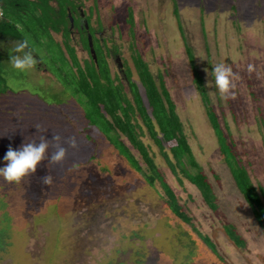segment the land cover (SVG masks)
Returning a JSON list of instances; mask_svg holds the SVG:
<instances>
[{"label": "rangeland", "instance_id": "obj_1", "mask_svg": "<svg viewBox=\"0 0 264 264\" xmlns=\"http://www.w3.org/2000/svg\"><path fill=\"white\" fill-rule=\"evenodd\" d=\"M80 4L83 12L90 10L95 37L108 49L104 55L110 73L119 78L130 101L126 68L143 96L131 59L135 52L155 77L162 76L195 160L212 184L218 209L211 212L189 181L174 176L145 136L155 163L193 226L176 218L159 184L148 186L99 136L96 146L89 144L88 134L81 133L86 124L84 108L63 78L56 77L62 68L51 50H43L44 41H33L38 64L27 74L14 72L9 64L12 42L3 48L6 90L0 94V168L9 147L19 149L40 135L49 141L53 132L65 139L75 136L79 148L69 149L62 165L47 168V161L42 162L35 175L19 185L0 179V264H264V228L257 225L237 190L220 152L222 142L206 115L211 107L264 206V0H85ZM77 34L72 33L69 44L76 58L89 61ZM60 38L54 35L59 44ZM186 46L208 100L193 82ZM218 63L239 73L235 100L221 101L216 93L211 72ZM248 64L256 68L251 75ZM209 82L212 86L206 87ZM37 125L47 131L38 133ZM45 175H51V184L42 183ZM226 225L233 226L243 246L228 240ZM192 227L209 237L220 258Z\"/></svg>", "mask_w": 264, "mask_h": 264}, {"label": "trees", "instance_id": "obj_2", "mask_svg": "<svg viewBox=\"0 0 264 264\" xmlns=\"http://www.w3.org/2000/svg\"><path fill=\"white\" fill-rule=\"evenodd\" d=\"M76 5L78 3L73 0H0V94L6 90L3 48L25 36L30 38L33 48L35 47L32 45L33 41L36 43L44 41L43 50L45 52L47 49L51 50V54H55L58 58L55 60L58 67L62 68L55 74L56 77L63 78L64 86H69L71 94L77 99L76 102L84 108L82 111L86 124L81 133L84 134L85 131L88 134L85 138L89 144L96 146L98 136L107 142L135 172L142 176L148 186L159 184L167 208L184 224L193 226L191 217L166 183L150 153L149 146L143 140L145 136L148 137L171 173L180 180L189 181L199 192L204 205L211 212L216 213L218 207L214 189L195 160L162 76L159 74L155 77L146 62L135 52L131 59L138 83L143 89V96L139 93L137 83L132 81L130 70L126 68L124 80L133 98L130 101L119 78L113 77L110 73L106 56L99 44L100 40L94 34L86 33L85 28L80 29L82 19L72 13ZM174 13L177 15L176 8ZM75 28L78 30L82 46L90 51V60L84 62V67L78 64L73 46L69 44L72 29ZM54 34L62 37L64 48L68 51L72 62L71 66L63 56L60 45L54 40ZM46 42L51 45H46ZM12 47L14 45L9 48ZM186 53L191 64L193 82L200 94L202 93V96L208 100L202 78L188 46ZM201 99L203 100V97ZM136 114L139 119L136 118ZM206 115L216 139L222 142L220 152L237 190L250 208L257 225L264 228V206L260 193L252 184L246 169L237 160L231 148L232 144L227 143L211 107L206 109ZM133 151L141 162L136 159ZM94 159L95 156L91 155L90 161ZM192 229L196 231L194 227ZM196 232L199 240L220 258L209 237ZM224 232L230 242L243 246L242 239L234 233L232 225L224 226Z\"/></svg>", "mask_w": 264, "mask_h": 264}, {"label": "clouds", "instance_id": "obj_3", "mask_svg": "<svg viewBox=\"0 0 264 264\" xmlns=\"http://www.w3.org/2000/svg\"><path fill=\"white\" fill-rule=\"evenodd\" d=\"M34 51L30 38L27 36L14 42V47L10 49L9 62L14 72L27 74L36 70L38 60L34 58ZM204 71L207 72L208 70L205 69ZM246 71L251 75L256 71V68L253 64H248ZM211 75L216 93H218L221 101L227 102L237 98L235 89L240 76L238 72L233 71L231 65L218 63L213 66ZM9 86H11V82H9ZM211 86L212 82L206 85V87ZM35 128L38 133L47 131L39 125ZM78 148L79 145L75 136L65 139L57 132H53L51 141L47 140L44 135H40L37 139L22 144L19 149L14 150L9 147L4 156L5 166L0 168V179L9 185H19L25 178L35 175L38 166L42 162L47 161V168L49 165H62L67 159L69 149L78 150ZM41 181L44 184H51L52 177L51 175H45L41 178Z\"/></svg>", "mask_w": 264, "mask_h": 264}, {"label": "flooded vegetation", "instance_id": "obj_4", "mask_svg": "<svg viewBox=\"0 0 264 264\" xmlns=\"http://www.w3.org/2000/svg\"><path fill=\"white\" fill-rule=\"evenodd\" d=\"M73 1H75L76 2V4L78 3V5H76V7H74V12H72L73 14H74V16H76L77 18H81L82 19V24L80 25V29L81 28H85V32L87 33V32H90V34L92 33V34H96V32H95V30L93 29V27L91 26V23H90V18H89V12H90V10L88 9L87 11H85V12H83V10H82V4H80L82 1H85V0H73ZM67 10H68V8H67ZM94 10V9H93ZM68 16L70 17V14H68ZM88 19H89V22H88ZM88 24H89V26H88ZM70 28H72V24H70ZM73 32H76V34L78 33V30H77V28H75V29H72V32L71 33H73ZM55 36H56V34H54ZM54 35H53V38H54ZM72 35V34H71ZM78 36H79V34H77ZM58 36H60V35H58ZM61 37V36H60ZM55 40V39H54ZM58 41H60V43L61 44H59L60 45V48H61V50H62V53H63V56L67 59V57H66V54H65V52H67L68 53V51L64 48V45H63V41H62V37L60 38V40H58ZM100 44V46H102V49H103V51H105L104 53H106V50H108L107 48L105 49L104 47V45H101V43H99ZM62 46V47H61ZM82 48H83V50H85L86 51V53L88 54V57L90 58V51H87L83 46H82ZM73 49H74V47H73ZM68 55H69V53H68ZM74 56L76 57V55H75V49H74ZM77 59V61L79 60L78 58H76ZM80 61V60H79ZM79 61H78V64L81 66V67H84V62H85V60H82V61H80V63H79ZM67 63H69V65L71 66L72 65V62H71V59H70V56H69V60L67 59ZM108 67H109V65H108ZM45 70H47V69H45Z\"/></svg>", "mask_w": 264, "mask_h": 264}, {"label": "water", "instance_id": "obj_5", "mask_svg": "<svg viewBox=\"0 0 264 264\" xmlns=\"http://www.w3.org/2000/svg\"><path fill=\"white\" fill-rule=\"evenodd\" d=\"M91 45V44H90Z\"/></svg>", "mask_w": 264, "mask_h": 264}]
</instances>
